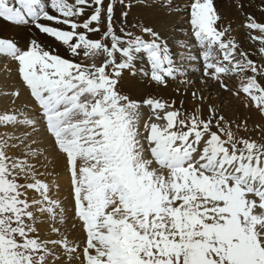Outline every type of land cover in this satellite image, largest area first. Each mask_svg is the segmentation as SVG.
Masks as SVG:
<instances>
[{
	"label": "snow or ice",
	"instance_id": "1",
	"mask_svg": "<svg viewBox=\"0 0 264 264\" xmlns=\"http://www.w3.org/2000/svg\"><path fill=\"white\" fill-rule=\"evenodd\" d=\"M250 6L235 0L246 48L217 0H0V264H264V0ZM194 73L260 122L200 89L190 110L153 93L186 95Z\"/></svg>",
	"mask_w": 264,
	"mask_h": 264
},
{
	"label": "bare ground",
	"instance_id": "2",
	"mask_svg": "<svg viewBox=\"0 0 264 264\" xmlns=\"http://www.w3.org/2000/svg\"><path fill=\"white\" fill-rule=\"evenodd\" d=\"M175 2L179 5L183 3V0H175ZM259 4L260 0H251V5L248 7V11L255 12L257 16L260 15L259 11ZM217 5L224 17L225 24H228L229 22L232 23V26L237 29L236 36L239 40L242 41L243 46L248 48L250 47V43L247 39V36L244 33V30L240 29V21L242 17L239 16V14L235 10V0H217ZM140 15L139 10H135L129 14L127 26L129 29H132V25L134 24L137 17ZM167 24L170 26L171 24H177L178 21L175 17H173L171 20L167 21ZM121 26V19H120V13L119 8H117L116 12V28L119 30ZM175 36L177 39H183L182 33L177 31L175 33ZM40 39L44 40L45 43L51 44V40L45 36H41ZM139 63H143V61H138ZM12 75L11 69L9 67V62L6 60L0 59V84H11L12 80L9 79V77ZM199 73H194L191 75V79L194 81L195 87H190L187 89V94H184V86L179 85L176 83L170 84L167 89H154L153 93L159 95L163 99L166 100H175L177 106L179 107L180 102L184 101L185 107L189 110L193 107L191 102V91H194L196 89H200L203 91L204 95L207 97L209 94L211 95V103H215L218 106H220L222 113L225 116H233V115H239V116H250L253 118L254 121L260 122V117L256 113H251L243 109V106L239 103V101L235 100L230 93L224 92L223 90L219 89L215 84L209 83L208 86L202 85L199 82ZM231 83V81H229ZM177 88L181 89V92L178 93L176 91ZM244 135L245 133H241Z\"/></svg>",
	"mask_w": 264,
	"mask_h": 264
},
{
	"label": "rangeland",
	"instance_id": "3",
	"mask_svg": "<svg viewBox=\"0 0 264 264\" xmlns=\"http://www.w3.org/2000/svg\"><path fill=\"white\" fill-rule=\"evenodd\" d=\"M251 113H255V112L253 111ZM256 123H259V122L254 121L253 118L250 117V119H249V125L256 124ZM241 133H244L243 130H241ZM253 135H258V132L257 133H254Z\"/></svg>",
	"mask_w": 264,
	"mask_h": 264
}]
</instances>
